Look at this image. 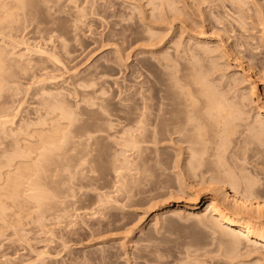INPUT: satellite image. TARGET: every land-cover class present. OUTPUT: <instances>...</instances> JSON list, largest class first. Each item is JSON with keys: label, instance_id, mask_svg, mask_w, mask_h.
<instances>
[{"label": "rangeland", "instance_id": "1", "mask_svg": "<svg viewBox=\"0 0 264 264\" xmlns=\"http://www.w3.org/2000/svg\"><path fill=\"white\" fill-rule=\"evenodd\" d=\"M174 9L182 10L186 18H189L187 20H191L192 23V29L184 32L182 37L177 36L175 46L163 40L165 27H169L170 23L172 27H178L175 21L171 22L172 15L176 14ZM35 11L34 15L26 12L24 16H21L23 13L20 14L22 18L21 25L19 22L16 26L19 27L18 30L14 29L11 36V33L8 34L10 37L0 42V47L3 45L5 48L3 49L8 51H5L6 55L9 54L7 58L16 59L21 53L16 62L22 63L21 65L27 64L33 69H29L31 72L28 71L30 73L26 74L28 76L24 75L27 78L19 75L9 83L10 89L13 88L12 91L15 92L13 95L10 94L9 98L7 96V99H1L4 102L6 100L8 106L5 117L7 120L11 118L10 122H7L10 125L5 123V128L2 127L4 131L0 127V139L9 136L13 138V131L19 126H24L26 122L36 123L38 117L36 111L41 113L40 109H43L38 100L40 96L45 97L48 94L54 96L57 94L56 97L66 99L71 106L78 104L76 111L85 125L92 128L102 125L103 118L104 121L113 123L114 131L107 132L111 137L104 132L97 133L101 138L99 137L96 145L92 146V150L95 149L91 151L92 157L90 155L83 157L87 159V163L84 162L86 165L83 164V171L79 170L81 175H78L82 178L77 176L75 180L73 179L74 182L71 180V185L67 186L64 192L65 196L63 197V194L61 197L65 204L61 202L62 209L59 208L61 207L59 204L56 211L50 210L51 212L40 219L41 222L35 216L37 209L34 207L31 210L27 209L29 211H26V214L16 213L19 217L16 222H14L17 220L16 214L14 217L11 215L12 208L7 209L8 217L11 216L7 217L6 221L10 226L0 229V264L227 263L228 259L215 235L195 218L186 216L192 205L183 191L192 187L200 193L210 192L209 188L213 186L212 174H204L205 178L200 176L199 179H193L194 182L184 179L178 181L176 175L169 171L167 178L160 170L161 164L158 162L159 166L154 164L155 159L160 162L158 150L161 145H155L156 152L151 146L148 148L146 145H140L139 148H144L140 149L143 151L139 157V154H136L140 151L136 153L135 149L134 151H131L130 147L126 149L127 146L125 151L122 148L124 146L120 145L122 142L118 140L117 143V138L123 135L122 132L127 131L132 107L141 108L143 101L141 97L143 99L149 95V103L154 108L152 111L158 108L159 97L164 95L162 93L164 78L162 74L166 73L163 68L164 61L168 59L169 63L173 60L172 57H175L180 62H186L189 56L187 51L192 43L194 44L188 36L206 38L208 47H214L215 44L230 47L227 53L230 56L226 61L215 60L217 64L219 63L218 73L222 75L217 84L221 86L223 84L224 88L231 86L235 73L237 75L245 70L247 78L255 79L258 75L264 77V0H47V4L46 1L45 4H39ZM196 32L205 34L199 36ZM171 63L174 64L173 61L169 64L172 65ZM262 81H260L262 85L258 86L259 91L264 88V78ZM246 92L247 87L237 82L230 94H234L236 100L242 99L244 103L242 95L245 96ZM35 95H38L39 99L35 98ZM244 104L246 106L244 110L249 113L247 117L249 116L250 120L254 117V111L251 109L253 107L248 105V102ZM171 144H168V147L170 146L169 153L172 155L173 149L178 145L174 146L172 142ZM147 148L150 153L144 150ZM154 153H158L157 156ZM120 154L124 160L127 157L128 169L124 168L125 164L120 163L124 173L119 174L121 168L116 169L119 171L117 173L123 177V182L127 177L129 180L126 182L132 179L134 183L131 185L124 183L127 185L123 186L120 177L119 179L118 175L116 177V171L113 174L111 170H101L107 161L112 159L113 162L117 156L121 159ZM137 156L141 160L136 159ZM185 156L186 154L181 157ZM131 159H135L133 162L137 165ZM118 160L114 163H118ZM183 162H179L178 165ZM100 166L101 169H98ZM259 177L264 180V175ZM64 179L67 180V177L62 179V186ZM119 185H122V188H119ZM183 205L186 208H182L178 214L168 213ZM17 222L19 227L15 229Z\"/></svg>", "mask_w": 264, "mask_h": 264}, {"label": "bare ground", "instance_id": "2", "mask_svg": "<svg viewBox=\"0 0 264 264\" xmlns=\"http://www.w3.org/2000/svg\"><path fill=\"white\" fill-rule=\"evenodd\" d=\"M45 1L47 4V0H0V42L6 37H10L14 29L18 30L19 27L16 26L19 22V25H21L20 18L22 17H20V14L23 13L21 16H24V12H26L29 15H34L37 6H39V4L42 5V3L45 4ZM234 3H236V1H234ZM175 12L176 14L172 12L174 15H172V13L170 14L172 15L171 22L175 21L178 27H172L170 23L169 27L163 29V40L165 43L171 45L173 43L174 46L176 38L182 37L181 35H184V32L192 29L191 20H187L189 18H186L185 13L180 9H176ZM167 25L168 24H166V26ZM196 33H199V36L205 34L204 32ZM8 34H10V36ZM198 35L195 34V36ZM188 39L193 40L194 44L192 43L189 49L186 47L189 56L185 63L178 61L179 59L177 60L172 56L173 60L171 61H173L174 64L171 63L172 65H170L169 63L171 61L168 63V59L164 61L163 68L166 70V73L162 74L164 76L162 81V93H164V95L159 97L158 108L152 111L154 108H152L151 103H149V95L148 97H144L143 95L144 98L142 99L141 97V100H143L141 108L132 107V112H130L131 118H127L129 119V123H127L128 127H126L127 131L124 130L126 133L122 132L121 134L123 135H121V137L118 136L119 139L116 137L117 143L118 140H120L122 143L119 144L124 146L122 147L123 149L127 146L126 149L130 147L132 148L131 151H134V149L135 151L137 150L136 153L140 151V153H135L136 155L139 154V157L141 151H143L140 149L144 148H139L140 145H146L148 148L151 146V149L154 148L153 151L155 150V145H161L158 150L159 154L157 153L160 156H158L160 162L155 159L156 161L154 164L156 163V165H158L157 162L161 164V169L160 167L158 168L162 170L163 175L167 178L169 171L173 172L174 176L176 175L177 179H179L178 181L183 179L185 181L193 180L204 174L211 173V180L213 183H210L213 184V186L210 187L211 184H209L210 192L200 193L193 190L192 187L183 191L187 194L189 198L187 199L190 200L192 205L188 209L186 216L195 218L199 224L209 229L212 234L215 235L218 244L221 246L223 249L222 251H224L228 259V262L224 264H264V180L259 177L260 175H264V88L260 91L258 89V86L262 85L260 81H262L264 77H260L257 74L259 77L256 76L257 79L256 77L252 79L249 76V78H247L246 70L242 73H237L238 76L234 72L235 76L232 78L233 83L229 88L228 86L224 88L223 84V87L217 84L220 82L222 75L218 73L219 63L217 64L215 60L226 61L228 56H230L227 55L230 47H228V49L220 44H215L214 47H208L207 39L203 37H192L191 35L188 36ZM3 48L2 45V48L0 47V119L4 120H0L1 129L5 123V125H7V122H10L9 118H11L9 117L8 121L7 117H5L8 106L6 105V100L5 102L1 100L7 96L9 98V95H13V92H15V90L12 91L13 88L10 89L9 83L13 82L17 76H24L31 72L29 69L33 70L30 66H27V64L21 65L22 63L19 64L20 62H16V59L20 57L21 53L19 56H16V59L11 58L14 60L13 61L9 59L10 57L7 58L9 54L6 55V50ZM43 52L44 51H42V53ZM180 54L182 53L180 52ZM177 55H179V53ZM255 75L256 74H254V76ZM45 80L47 81V79ZM237 82L247 87L246 95H242V97H244L243 99L246 103L248 102V105L253 107L251 109L254 111V117L250 120V117H247L249 113H246L244 110L246 107L244 104L245 102L243 103L241 101L242 99L236 100L237 97L235 98V96H233L234 94H230L231 89L235 87ZM14 83L16 82L14 81ZM50 93L52 94V92ZM45 94L47 93L45 92ZM56 96L48 94L45 97L40 96L39 99L37 95L35 98L39 99L38 101H40L41 108L43 107L42 110L38 108L41 113L36 111V114V112H34L38 116H36L38 122L32 123L31 120V122L27 120L30 123H25V121H23L25 125L19 126V128L15 130L16 132L13 131V138H10L11 136L3 138L2 136L1 138L3 139H0V229L10 226L6 221L8 217L6 211L8 208H12L13 214H10L14 217V214L25 213L34 207L37 209V214L35 213V216H37V220L39 221L50 210L54 211L55 209L56 211V208L60 206L59 204L64 201H61V199H63L61 197L64 192H66L67 186L69 187L71 183L74 182L75 177L81 175L79 170L83 171L82 169L84 168H82V166L87 163V159L83 157L89 156L93 153L91 151L95 150H92V146H94V144L96 145L100 137L97 133L102 134V132L107 133L109 130L114 131L112 130L113 123L111 124L110 122L104 121L103 118L104 124L101 123L102 125L93 128L92 126L85 125L86 123L84 124L81 119H79V114L76 111V107L79 105H72V107L66 99ZM84 100H86V98ZM84 100H82L83 102L80 101L85 104L86 102H84ZM91 105H93V103H91ZM12 121L13 120H11V123ZM8 125H10V123ZM2 131L4 130L2 129ZM109 133L107 134L109 135ZM109 136L111 137V134ZM114 136H116V134ZM168 141H171L174 146L178 145L179 147H175L173 149L174 152L171 149L173 154L175 153L174 155L169 153L170 146L168 147V144L170 145L171 142L169 143ZM121 146L118 147L121 148ZM171 146L173 145L171 144ZM148 148L144 150H148L149 152ZM126 149L125 151H127ZM156 150L154 152H156ZM125 151L124 153H126ZM184 154H186V156L182 158L181 156H184ZM147 155L149 156V154ZM115 156L116 155H114V157ZM156 156L154 157L156 158ZM139 157L137 156V158H135L138 159ZM126 158L124 160L122 155L121 159L120 156H117V159L115 157L113 162L110 158L111 161H107L106 165H103L104 167L101 165L104 169H101V166L100 168L98 167V169L105 171L111 170L114 172L113 174H115L116 171V177L118 175L117 178L119 179V174L122 172L124 173L121 165L125 164L124 168L128 169V167H126L128 162ZM142 158H144V156H142ZM117 160L118 163H114L117 162ZM120 160H122V162H119ZM134 160H132V162ZM138 160L141 159L139 158ZM179 162H183V164L178 165ZM140 163H142V161H140ZM117 168H121L120 172L116 170ZM158 168L157 171H159ZM143 171L146 170L144 169ZM117 172H119V174ZM125 172L127 171L125 170ZM123 176L127 177L126 175ZM66 177L68 181L64 179L65 182H63L62 186V179ZM161 177L163 178V176ZM120 179L122 181L120 183H123V186L127 185L124 183L130 185L134 183L132 179L130 180L132 181L131 183H129L130 181L126 182L129 180L128 177L124 180L125 182H123V177H120ZM136 180L137 179H135V181ZM64 184H67L66 188ZM187 185L192 186V184ZM121 186L119 185V188ZM239 188L240 191H238ZM207 189L208 188H206V190ZM64 196L65 194L63 197ZM62 204L65 205L64 202H62ZM62 204L61 207H59L61 209ZM182 208L184 209L186 207L184 205L183 207L177 206L176 209L168 213L178 214L181 212ZM36 209H34L35 212ZM200 209H202V211H200ZM61 212L63 213V211ZM18 214L15 215L16 219ZM11 220H13L12 217ZM11 220L9 221L11 222ZM18 220L19 219L14 222ZM11 227L13 229V226ZM14 227L15 229L19 227L18 222Z\"/></svg>", "mask_w": 264, "mask_h": 264}]
</instances>
